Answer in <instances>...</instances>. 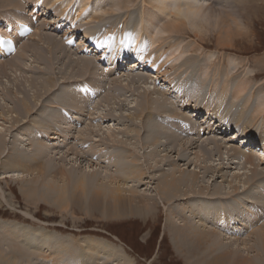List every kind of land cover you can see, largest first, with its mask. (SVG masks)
Instances as JSON below:
<instances>
[{"label":"bare ground","instance_id":"6f19581e","mask_svg":"<svg viewBox=\"0 0 264 264\" xmlns=\"http://www.w3.org/2000/svg\"><path fill=\"white\" fill-rule=\"evenodd\" d=\"M22 1L0 0V7L8 8L13 12L9 11V15L5 16L4 29L7 25L17 28L19 23L32 24L31 18L37 11L33 8V0L30 1L31 6H27V9L31 7L28 10L30 20L26 16L18 15L22 14L20 8L28 0ZM38 1L41 4L38 20L43 16L46 17L47 14H49L48 17L53 14L54 22L46 21L43 26L39 25L36 31L42 26L46 33L39 35L34 31V35L27 39L34 40V43L24 44L20 51L8 59L4 58L8 48H4L6 50L0 52V68H2L0 73L4 75V66L24 59L27 65L33 48L39 45L38 41H45L48 37L46 34H54L58 40L57 48L63 46L66 50L69 49L68 53L72 54V57L80 58V55L87 56L90 53L92 61L87 62L89 72L94 75V70L98 69L94 76L102 78L98 77L99 87L96 80L91 86L88 82L93 79V76L86 81L79 79L80 83H78L70 81L74 79V75L69 77L71 73L67 71L66 74L62 71L68 76H61L62 84L73 88L74 92H71L77 95L78 101L75 102V98L69 96L67 89L62 88L60 96L52 94V100H57L58 103L48 102L51 108L37 107L38 105L33 104L38 101V97L41 99L43 94L42 90L39 91L40 87L36 84V79L13 81L14 84H10L13 88L16 86V90L13 91L9 89L8 83H0V110L7 109V111H0V156L5 160L2 161L1 168L7 169L0 173V178H10L17 183L21 182V193L29 200L33 198L34 204L39 202L60 204L63 213L68 211L70 206L76 205L86 215L91 214L93 210L98 209V212L101 210L105 219L135 212L140 217L147 218L161 206L164 208L167 226L165 229L171 232V241L175 250L180 252L179 248L187 250L189 248L199 254L198 262L200 263L198 264H213L203 259L206 258L207 253L211 252L223 254V259L220 256L221 259L215 264H264V133L261 131L264 125V98H258L256 101L260 104L257 115L255 113L256 117L251 119L248 125L244 124L246 129L251 126L259 131L258 134L261 135L258 140H256L257 135L245 134V129L242 127H237L235 130V126L228 119L229 112L224 111V105H230L234 112H238L237 107L252 111L255 106L254 100L257 98L254 96V91H251L249 97L243 95L246 90L247 76L237 80L232 87V92L228 91L222 98L214 97L215 102L211 100L212 95L221 96L223 90L212 89L208 83L196 78L194 87L184 86L182 89L183 94L190 95L182 101L187 105L188 112L176 111L170 99H163L162 97H168V92H161L160 95L156 93L157 97L153 100L154 108L151 107L150 110L145 107L132 108L134 111L132 116L142 119V122L132 124L128 129L130 134L124 131V134L120 136L107 130V137L94 139V131L86 132L91 128L87 121L86 125L83 122L81 128H77L79 126L77 123L83 121L76 119L82 112V109L78 108L80 103H86V109L81 117H87L85 113L92 110L88 114L91 116L90 120L93 119V113L97 111L103 98L99 90L105 89L104 86L109 81L107 77L123 69L128 71L129 65L124 66L127 63L124 60L125 54L128 55L126 58L129 57L128 62H135L133 69L136 70V67L146 63L143 53L154 48L161 49L172 58L164 47H176L177 50H173L175 54L173 59L179 61L182 58L181 50L178 48L180 45L176 44L178 41L173 43V38L163 36L165 34L181 35L185 33L186 28H190L194 29L195 35L204 41L211 27L210 22L219 19L218 15L213 16L207 9L208 0H152L150 19L138 24L134 19L137 26H131V28L136 33L133 42L135 45H132L133 49L128 50L129 52L123 38H117L115 33L111 34L110 31L107 35H111L106 36L100 33V29L88 33L86 36L88 40L81 35L76 49L68 46L73 45L71 38L75 39L76 33L81 34L82 30H76L78 28L74 31L70 30V24L66 31L59 28L65 25L66 20L72 25L75 23L76 27L79 23L90 20H99L97 24H103V22L108 25L116 24L112 21V17L117 13L107 16L110 15L109 10H103L93 16L91 2L95 0ZM51 1L52 6H49ZM55 1L62 6V13L54 11ZM73 4L76 5V10L71 17L68 7ZM99 7L105 9L104 1L99 3ZM115 12V10L111 11V13ZM180 20H182V26L179 25ZM162 21L165 23L159 24ZM145 23L151 25L152 32L155 34L146 51L140 47L142 36L145 34L142 31ZM110 28L108 29L111 30ZM62 30L64 32L58 36ZM105 30L107 29L104 27L103 31ZM157 31L161 33L159 34L164 47L159 44L160 37ZM93 33L94 36L91 37L90 34ZM36 35L39 37L36 38ZM0 36L11 37L3 30H0ZM87 41H90V44H87ZM82 45L87 47L78 49V46ZM187 50L188 48L181 53H186ZM193 50L191 46L190 53ZM37 51L35 54L38 53ZM59 51H56V56L62 53V50ZM177 52L179 56H176ZM100 53L103 54L100 55ZM56 56L54 55L50 60H58ZM107 57L110 58L109 61ZM188 60H184V64L190 66L187 64ZM107 61L108 63L102 65L100 69L99 63ZM34 62L37 63V60ZM151 63L158 67L154 60H151ZM30 66L33 67L32 62ZM71 66L74 69L77 68L75 63ZM55 72L57 75V71ZM1 74L0 80L6 76L3 77ZM53 74L55 73L53 72L52 76ZM27 75L38 74L32 72ZM193 76L188 72L186 77L190 79ZM152 77L157 80L158 74ZM203 78L211 81L213 75L209 76L207 71H204ZM217 79L223 82L220 76ZM105 82L106 85H104ZM187 82L186 78H182L177 83V87H182ZM195 82L200 84L199 88L195 86ZM156 86L154 84L153 88ZM162 86L165 87L161 84L160 87ZM171 89L168 91H172ZM12 93L15 95L13 97H16L15 101L12 99ZM106 98L107 96L103 101ZM191 101L202 107L198 109L189 106ZM90 105L93 107L91 108ZM53 108L56 110H51ZM170 112L187 115L196 120L197 125L183 117L166 120ZM243 116L244 113L238 116L236 121L238 124L244 120ZM257 119L260 120V124H257ZM100 130L104 131L102 128ZM230 131L234 134L229 138L230 142H240V147L229 145L218 138V136L225 138ZM76 132L78 135H75ZM206 135L211 137L205 138ZM70 137L75 141V147L67 148L62 152L59 150L55 154L53 147H65L70 143ZM52 140H58L57 144H51ZM205 142H212L209 144L211 149L196 145ZM27 144L30 145V150L25 148ZM251 145L259 146V148L243 151V148ZM219 153L222 160L235 162V164L230 163L235 168H232V173L227 174V178L223 167H211L207 159V156H214V154V157H218ZM44 162L50 163L45 172L41 167ZM248 170L250 172H245ZM244 202L247 204H243ZM23 214L30 217L26 212ZM104 263L132 264V260L118 245L103 238L78 239L73 234L62 235L59 231L44 230L39 226L28 227L17 222L6 224L0 221V264Z\"/></svg>","mask_w":264,"mask_h":264},{"label":"rangeland","instance_id":"374dc122","mask_svg":"<svg viewBox=\"0 0 264 264\" xmlns=\"http://www.w3.org/2000/svg\"><path fill=\"white\" fill-rule=\"evenodd\" d=\"M30 1L31 0H28L26 1L27 3L25 5H22V7L20 8L22 10V14H18L19 16H26L28 20H30V12H28V10H30L31 7L27 9V6H31ZM36 1L33 0L32 5L33 8H36L37 10L39 9V5L41 4L38 0ZM101 1H104L105 9L99 7V3ZM152 2V0H95L91 2V4L93 5V16L98 15L103 10L110 11V15L107 16L115 15L117 13V15L112 17V21L116 23L115 25L104 24V22L103 24H97L99 20H90L79 23V26L76 27L75 23H73L72 25L71 22L66 20L65 25H61L59 28H63L66 31V28L70 24V30L72 29L74 31L76 28H78L76 30H82L83 34L76 33L75 39L73 37L71 38L73 45L68 46L72 48L76 49L77 45L80 43L81 35L85 36L84 39H87L86 36L88 33L100 29V33H104V35L106 36H110L113 32L115 33L117 38H123L126 41L127 52H129L133 49L132 45H135L133 42L136 37V33L131 28V26H137L138 22H143L150 19L149 15L152 12L150 3ZM44 3L47 4V2ZM208 3L210 5L207 4V9L213 14V16L218 15L219 19H214L210 22L211 27L209 28L208 33H206L207 37L205 39L203 38L204 41L199 39V36L195 35L194 29L190 28H186L185 33L181 35L175 33H171V35H163L165 37L173 38V43H176L178 41V43L176 44L177 46L180 45V47L178 48L181 50L180 55H182V58L179 61H175L173 59V57H175L173 50H177L176 47L171 48L170 46H163L162 39L160 37V31H157V34L160 37L159 44L172 55V58L168 54H165L161 49L154 48L150 51L147 50L148 45L153 35L155 34H153L152 32L151 25L145 23L144 29H141L145 34H143L142 36V44L140 46L143 50H147L145 53H143L144 58H146L145 65H140L142 69L141 67H136V70H134V65H136L135 62H128L129 57H127V59L126 56L128 55L125 54L124 60H126L127 63L124 66L129 65L128 71L126 69H123L120 70L119 73L116 74L115 72H113L111 73L109 78L107 77L109 81L107 85L106 82L104 83V85H106L104 86L105 89L103 88L99 90L100 96H102L103 98L101 97L102 101L99 103L97 111H94L93 113V119L90 120L91 116L88 114L89 112L91 113L92 110L85 113L87 117H81V114L86 109V103H80L78 108H81L82 112L79 116L76 117V119H82L83 121H81L82 123H77L79 125L77 126V128L80 129L83 122L86 125L87 121V124L90 123L88 125L91 126V128H89L86 132L88 133L94 131V139L107 137V130H111L115 135L120 136L124 134V131H127L128 134H130L128 129L132 126V124L142 122V119H136L132 116L134 112L132 108L145 107L149 110L151 109V107L154 108L155 105L153 103V100L155 97H157L156 93L160 95L161 92H168V97H161L163 99H170L176 111L186 112L188 110V107L182 101L186 100V98L190 95L183 94L182 89L184 86H187L188 88H191V86L194 87V81L196 78H198L200 81L208 83L209 87L212 89L223 90V93H220L221 96L214 94L212 95L211 100L215 102L214 97L222 98L225 94H227L228 91L232 92V87L235 83H237V80L244 77L246 78L247 76V79L245 80L247 83L246 90L243 92V95L249 97L251 95V91H254V96L257 98L254 100L253 104H255V106L253 107L252 111L237 107L236 110H238V112H234L230 105H224V111L226 110L225 112H229L228 119L232 122L233 126H235V130L237 129V127H242L243 129H245V134L249 135L252 133L255 136L257 135L256 140H258L261 135L258 134L259 131L255 130V128H252L251 126H248L249 128L247 127L246 129L244 124L248 125L249 122H251L250 120L256 117L258 111L257 108L260 105L256 101L258 100V98H264V0H208ZM49 6H52V1L51 3H49ZM79 6H81V4H79ZM61 7L62 6L60 5V3L56 4L55 1V6L53 7L54 11L56 10L57 12L62 13ZM68 8L70 10L68 13H70L71 17H73L76 10V5L73 4ZM125 8L129 9L126 10ZM112 10H115L116 12L111 13ZM9 11L10 10L8 8L0 7V30L5 31L4 20L6 18L5 16L9 15ZM27 12L28 14H26ZM38 15L39 14H37V16ZM48 15L49 14H47L46 17L43 16L37 21L38 24L34 26L35 31L36 28L39 27V25L43 26L46 21L54 22V18H52L53 14H51L52 16L49 17ZM12 17L13 15L11 16V18ZM134 19L137 21V24L134 23ZM181 22L182 20H180V26H182ZM161 23L165 22L162 21L159 24ZM128 24H130V26H128ZM42 26H40V29L36 31V33L39 35L46 33ZM104 27L107 30L103 31ZM109 27H111V30L108 29ZM125 27L129 28L126 30ZM171 27L172 26H170V28ZM108 31L111 32L110 35H107ZM63 32L64 31L62 30V32H60L58 36H60V34ZM46 35L48 36L47 39L45 41L39 40V45L33 48V51L29 56L30 59L27 61V65H25L24 59L23 61L15 62L12 65L4 66V75L1 73L0 74L3 77L5 75L6 76L0 80V83H8V85L10 86V84H14L15 81L20 82V80L36 79V84L38 85V87H40L39 91L42 90L43 92L42 98L40 99V97H38V101L36 103H33L34 105H38L37 107L48 106V108H51L52 106H49L48 102L52 101L54 103H58L57 100H52V94L60 96L62 88H66L69 96L74 97L75 102H77V95L73 93V88L65 85L64 83L62 84L61 76L63 75L65 77H68L66 75L68 71L69 73H71L69 77H72L74 75V79L70 80L72 82H78L79 79H82V81H86V79L89 80L91 78L90 76H93V79L88 82L92 86V83L96 81L97 83H100V80H98V77L100 76H94L95 74H97L98 69L95 67L97 70H94V75L89 72V66L87 62L91 63L92 61V57L89 56L90 53H88L87 56L80 55V58L72 57V54L69 55L68 53L70 51L69 49L66 50L63 46L61 48H57L58 40L54 34ZM90 35L92 37L94 36V33ZM35 37L38 38L39 36L37 37L36 35ZM64 41L66 42V40ZM33 43L34 40L22 41L21 43H19L18 51H20L21 47L24 44ZM87 44H90V41H87ZM113 44L116 45V43ZM191 46H193L194 50L190 53ZM84 47L87 46H78V49ZM186 48H188V52L181 53ZM39 50L42 54L39 52ZM58 50H62V53L56 56V51L58 52ZM36 51L40 54H35ZM102 54L103 53H100V55ZM54 55L58 58V60H50V58L54 57ZM176 56H179V52H177ZM107 59L108 61L110 60L109 57H107ZM187 59H189L187 64L190 66L184 64V60ZM35 60H37V63L34 62ZM151 60H154V63L157 64L158 67L151 63ZM108 61L99 63L101 64L100 69L102 65L108 63ZM30 62H32L33 67L30 66ZM38 63L40 65H43L40 66ZM65 63H67L68 65ZM72 63L77 64V68H72ZM106 68H108V66H106ZM1 70L2 68H0V71ZM131 70L134 71L131 73ZM55 71H57V75ZM62 71H64L66 74L62 73ZM204 71H207L209 76L213 75V80L208 81L204 79ZM32 72H35L38 75H27V73L32 74ZM53 72L55 74H53L52 76ZM188 72L194 75L190 79L186 77L188 75ZM153 74H158L157 80L152 77L155 76ZM218 76L222 78L223 82L219 81L220 79H217ZM52 77L55 79H53ZM182 78H186L188 82L184 83L182 87H177V83ZM49 79L51 80L49 81ZM152 82L155 84V86H158L153 88L154 84ZM99 83L97 84V87H99ZM161 84H163L165 87H160ZM12 86H10L9 89H11V91L16 90V86L14 88ZM195 86L199 88L200 84L195 82ZM171 87L174 88L171 89ZM21 88L23 89V87ZM250 88L251 90L249 91ZM168 89H171L172 91H168ZM32 91L31 93H33ZM191 91L194 92L193 90ZM13 96H15L14 93H12V99L13 101H15L16 97ZM106 96V100L103 101ZM90 106L91 108L93 107V105ZM189 106L198 109L202 107L198 103L192 101L190 102ZM228 107L230 108L228 109ZM51 110H56V108H53ZM0 111H7V109L3 108ZM241 113H244L243 117L245 118H243L244 120L240 121V123L238 124L236 121ZM252 114L253 116H251ZM176 117L186 118L197 125L195 123L196 120H194L193 118L188 117L187 115H180V113L178 115L175 112H170V115L166 120L171 121ZM160 120H162V118ZM67 121L69 122L70 119H68ZM257 124H260L259 119H257ZM101 128L104 129V131H101ZM263 130L264 125L261 128V131L264 133ZM231 133L232 131L228 133V135L225 137L226 139L222 138L221 136H218V138L220 140H224L229 145L240 147V142H230L229 138L234 136V134ZM75 135H78V133L76 132ZM180 137L189 140L184 136ZM206 137L211 136L206 135L205 138ZM57 142L58 140H52L51 144H57ZM69 142L70 143L68 145L66 144L65 147H53L54 150H57H53V152L57 154L59 150V152H62L66 151L67 148L75 147V141L72 140V137H70ZM211 143L212 142H205L201 145L200 143L196 145L211 149V145H209ZM25 148L29 150L31 149L30 145L28 144L25 146ZM253 148H259V146L251 145L247 148H243V151H252ZM215 151L217 150L215 149ZM214 156H207L211 167H223V172L225 174V177L227 178V174L232 173V168H235V166H231L230 163L235 164V162L224 161V159L222 160V156L220 155V153L218 157ZM2 161L4 162L5 160L0 156V173L3 171H7V169L3 167L1 168ZM49 166V162H44L41 165L44 172ZM245 172H250V170ZM20 185L21 182L17 183L10 178H0V221H3V223L7 224L17 222L28 227L39 226L44 228V230L59 231L62 235L73 234L78 239L82 237L103 238L106 241L114 243L115 245H118L121 249H123L132 260V264L200 263L198 262L200 261L198 256L199 254L193 252L189 248L188 250L186 248H179L180 252L175 250L173 242L171 241V232H169L168 229H165L167 226L165 224L164 208L161 206L155 209L147 218H142L135 212L132 214H122L110 219H105L103 218V212L101 210H99L100 213L97 209L96 211L93 210L91 214L86 215L81 212L80 208L76 205L70 206L69 210L63 213L60 209V204L47 202H39L38 204H34L33 198L29 200L21 193ZM239 198L240 200H242L241 196ZM243 204H247V202H244ZM23 212H26L28 215H30L31 218L29 216H25ZM113 237H115V239ZM163 238L165 239V241H163ZM220 256L222 258L223 254H218V252H211L209 254L207 253L206 258L203 259L205 261L209 260V262L215 264L217 260L221 259Z\"/></svg>","mask_w":264,"mask_h":264},{"label":"trees","instance_id":"16d2710c","mask_svg":"<svg viewBox=\"0 0 264 264\" xmlns=\"http://www.w3.org/2000/svg\"><path fill=\"white\" fill-rule=\"evenodd\" d=\"M163 241H165V239L163 238Z\"/></svg>","mask_w":264,"mask_h":264},{"label":"snow or ice","instance_id":"6c2138e0","mask_svg":"<svg viewBox=\"0 0 264 264\" xmlns=\"http://www.w3.org/2000/svg\"><path fill=\"white\" fill-rule=\"evenodd\" d=\"M71 43V41H69Z\"/></svg>","mask_w":264,"mask_h":264}]
</instances>
